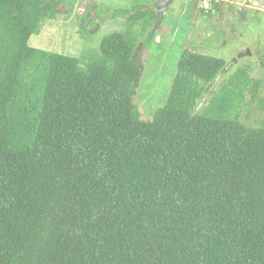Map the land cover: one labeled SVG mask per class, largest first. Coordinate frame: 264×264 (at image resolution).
<instances>
[{
	"label": "trees",
	"instance_id": "obj_1",
	"mask_svg": "<svg viewBox=\"0 0 264 264\" xmlns=\"http://www.w3.org/2000/svg\"><path fill=\"white\" fill-rule=\"evenodd\" d=\"M55 6L0 0V264H264V123L240 121L246 78L197 113L227 61L187 50L147 117V44L114 32L85 67L29 46ZM146 7L118 14L155 19Z\"/></svg>",
	"mask_w": 264,
	"mask_h": 264
},
{
	"label": "rangeland",
	"instance_id": "obj_2",
	"mask_svg": "<svg viewBox=\"0 0 264 264\" xmlns=\"http://www.w3.org/2000/svg\"><path fill=\"white\" fill-rule=\"evenodd\" d=\"M45 1L56 5L57 19L40 24L29 41L35 49L78 58L85 67L102 55V40L114 32L147 44L149 55L136 99L145 116L166 104L178 63L188 50L227 61L219 77L205 88L195 112H209L216 104V92L246 78L245 100L237 109L240 121L253 127L264 123V0H174L163 17L156 13L160 0ZM136 4L147 5L149 15L155 12L157 17L138 24L120 18L118 12L130 15ZM153 31L156 36L149 42L147 35ZM246 50L250 55L242 56Z\"/></svg>",
	"mask_w": 264,
	"mask_h": 264
},
{
	"label": "water",
	"instance_id": "obj_3",
	"mask_svg": "<svg viewBox=\"0 0 264 264\" xmlns=\"http://www.w3.org/2000/svg\"><path fill=\"white\" fill-rule=\"evenodd\" d=\"M174 0H160L159 3L156 6V13L158 16L163 17L169 10L170 6L172 5ZM150 8H146L145 10H142L141 12H148ZM96 31V30H95ZM94 31V32H95ZM250 55V51L246 50L243 52L242 56ZM234 62H237L235 60Z\"/></svg>",
	"mask_w": 264,
	"mask_h": 264
}]
</instances>
